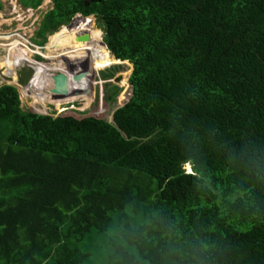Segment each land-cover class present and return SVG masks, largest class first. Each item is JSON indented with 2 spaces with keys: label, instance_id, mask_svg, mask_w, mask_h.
<instances>
[{
  "label": "trees",
  "instance_id": "obj_1",
  "mask_svg": "<svg viewBox=\"0 0 264 264\" xmlns=\"http://www.w3.org/2000/svg\"><path fill=\"white\" fill-rule=\"evenodd\" d=\"M86 1L52 0L35 44L94 16L131 97L54 118L0 88V264H264V0ZM94 17L50 41L84 78Z\"/></svg>",
  "mask_w": 264,
  "mask_h": 264
},
{
  "label": "rangeland",
  "instance_id": "obj_2",
  "mask_svg": "<svg viewBox=\"0 0 264 264\" xmlns=\"http://www.w3.org/2000/svg\"><path fill=\"white\" fill-rule=\"evenodd\" d=\"M42 1L44 2V0H10L8 3L4 4V11L0 13V33H2V35L4 36L11 35L18 29L23 28V31H21L20 34L29 39L33 46L36 47L30 50L26 47L27 44H25V42L20 40H15V42L14 39L8 41L6 40L5 42L0 43V45H8L7 43L11 42L16 43L18 46L17 49L14 50L17 51V53L12 55V48L5 47L0 49V88L3 85L16 87L20 92L23 107L26 109L29 108L40 115L51 116L54 118L73 115L76 117H80L79 119H81V117L94 115L111 121L114 112L123 107L131 97V88L129 81L134 67L132 64L129 65L130 63L126 64V62L115 66H113L114 64L112 65V63H107L112 58L110 56L108 47L106 48L103 45L106 39V32L103 26L98 23L97 18H95L93 29L94 32L97 33L99 37H101V40L97 43H94V45H91V49L94 50V56L93 58H89L88 62L90 65H92V60L97 59L98 66L96 67H98V69H93L91 66L86 67L82 64L87 74L86 78L82 77L81 71L79 69V65H81V62H79V59L74 56L75 61H73V59H67L66 61L68 62L62 65L64 72H60L59 74L53 73L54 76L52 75V73H48L43 76L46 79V84L53 85L56 78L62 75L66 77L71 76L69 77V79L71 80L70 95L63 97L55 94L54 91L51 90L49 91V94L52 93L51 101L46 103L48 101L47 97L45 102H43L46 103L45 106H40L43 103H37L32 93L23 94L20 87H18L12 81V78H10V68H7L5 63H16L17 60H15L14 55H17L21 59H23L24 63L28 62V64H40L43 65V67H45L46 69L55 67L54 64H57V62H59V60L55 59L53 61H49V59L46 58V56H48V53L50 52V48L48 47V44L50 43L49 41H51L52 37L55 34L49 37L48 44L43 47L42 50L36 49L39 47L35 44L36 42L33 32L35 30H39L44 16L53 9V5L51 3L48 6H42V9L37 11L35 8L39 3L43 4ZM16 2H18V6L20 8L22 6L23 8L30 7L31 9L36 10L32 12L34 15L28 14L24 11H21L20 9L15 10L14 4H16ZM53 42L59 45L63 43L60 37L53 38ZM59 50L61 49L58 48V51ZM51 55L52 54H50V56ZM17 68H19L17 72L19 75L20 84L28 88L29 84L35 77V71L28 67L18 66ZM74 72L76 75L75 77L72 76ZM104 74H106L108 78H105ZM110 86H118L121 89V92L117 98V103H114L112 105H108L105 101L108 98L107 91ZM46 88L48 87H40V89L38 88L37 91H42ZM83 91L91 92L92 97L89 106L86 102V99L82 98ZM186 170L191 174V166H186Z\"/></svg>",
  "mask_w": 264,
  "mask_h": 264
},
{
  "label": "bare ground",
  "instance_id": "obj_3",
  "mask_svg": "<svg viewBox=\"0 0 264 264\" xmlns=\"http://www.w3.org/2000/svg\"><path fill=\"white\" fill-rule=\"evenodd\" d=\"M50 3H51L50 0H46L45 1V6H48ZM64 29L66 30V28H63L62 30H64ZM62 30L60 32H62ZM59 33H57V34H59ZM57 34H55L54 36H56ZM2 40L3 41H6V40L8 41V40H11V39L3 38ZM21 41L25 42L24 40H21ZM25 44H26V42H25ZM17 47H18L17 44L14 43L13 49L16 50ZM48 47L50 48V52L48 53V56H46V58H48L49 61H53L54 59L55 60H59V62H57V64H54L55 67H52L50 69H46L45 67H43V65H40V64H34V63L28 64V62L27 63H24V60L21 59L17 55H14L15 60H17L16 63H5L6 66H7V68H10V78H12V81L18 87H20V89H21V91H22L23 94L32 93L34 95V99H35V101L37 103H43V102H45V100L48 97L49 91L54 90V88H55V85H53V84H46V82H45L46 79L43 76L45 74H48V73L49 74L52 73V75H53V73L54 74H56V73L59 74L60 72H64V70L62 68V65L64 63H67L68 62L66 60L67 59L68 60H70V59L72 60L73 59V61H75V57L74 56H69V55H67L65 53H62V52L57 51V50H54V48H52L50 46V43L48 44ZM1 48H5V46H2ZM50 54H52V55L50 56ZM18 66H20V67H28V68H31V69H33L35 71V77H34L33 81L29 84V87L28 88L22 86L20 84V82H19L18 72H17L18 69H19V68H17ZM72 76L73 77L76 76L75 75V72L73 73ZM69 77H71V76H69ZM45 86L48 87V88H46L45 90H42V91H37L38 88L40 89V87H45Z\"/></svg>",
  "mask_w": 264,
  "mask_h": 264
},
{
  "label": "water",
  "instance_id": "obj_4",
  "mask_svg": "<svg viewBox=\"0 0 264 264\" xmlns=\"http://www.w3.org/2000/svg\"><path fill=\"white\" fill-rule=\"evenodd\" d=\"M93 2H94V0H87L86 1V5L89 6L90 3H93ZM88 18H90V17H84V16H81V15H78L76 17V19H82L84 21H87ZM72 27H73V23H71L67 28H72ZM78 41L82 42V43H90L91 42V38H90L89 35H85V36H81L78 39ZM103 45L107 48V45L105 43H103ZM18 79H19V75H18ZM54 85H55V88H54L53 91H54L55 94L63 96V97H66V96L70 95V93H71V91H70L71 85H70L69 80L66 78V76L62 75V76L56 78V80L54 82Z\"/></svg>",
  "mask_w": 264,
  "mask_h": 264
},
{
  "label": "built area",
  "instance_id": "obj_5",
  "mask_svg": "<svg viewBox=\"0 0 264 264\" xmlns=\"http://www.w3.org/2000/svg\"><path fill=\"white\" fill-rule=\"evenodd\" d=\"M15 10L17 9V8H14ZM21 11H24V12H26V13H28V14H33L32 12H33V10H31V9H20ZM34 15V14H33ZM21 31H23V28H21V29H18L17 31H15V33H13V34H11V35H6V36H4V35H2V33H0V43H2V42H5V41H3L2 39L3 38H9V39H14V40H24L25 42H26V47L28 48V49H30V50H32V48H34V47H36V46H33V44L31 43V41L29 40V39H27L26 37H24V36H22L21 34H20V32ZM16 42V41H15ZM8 45H0V49H1V47L2 46H5V47H10V48H12L11 49V55L12 54H16L17 53V51H14V49H13V47H14V43H11V42H8L7 43ZM36 49H39V50H42V48H36ZM9 56H10V54H9Z\"/></svg>",
  "mask_w": 264,
  "mask_h": 264
},
{
  "label": "crops",
  "instance_id": "obj_6",
  "mask_svg": "<svg viewBox=\"0 0 264 264\" xmlns=\"http://www.w3.org/2000/svg\"><path fill=\"white\" fill-rule=\"evenodd\" d=\"M2 3H3V5L4 4H6V3H8L10 0H0ZM45 1L46 0H44V2H43V4L37 9V11H39V10H41L42 9V6H45ZM50 2L52 3V0H50ZM50 3V4H51ZM12 4H14V3H12ZM5 8V7H4ZM14 8H17V9H28V8H23L22 6H21V8L18 6V2H16V4H14ZM29 9H31V8H29ZM31 10H33V9H31ZM4 11V10H3ZM2 11V12H3ZM33 11H36V10H33ZM2 12H0V13H2ZM38 22H39V20H38ZM36 31V30H35ZM33 32L34 33V36L36 37V32Z\"/></svg>",
  "mask_w": 264,
  "mask_h": 264
},
{
  "label": "flooded vegetation",
  "instance_id": "obj_7",
  "mask_svg": "<svg viewBox=\"0 0 264 264\" xmlns=\"http://www.w3.org/2000/svg\"><path fill=\"white\" fill-rule=\"evenodd\" d=\"M82 16V15H81ZM76 17L73 19L71 23H73V26H75L79 21H82V19H76Z\"/></svg>",
  "mask_w": 264,
  "mask_h": 264
},
{
  "label": "clouds",
  "instance_id": "obj_8",
  "mask_svg": "<svg viewBox=\"0 0 264 264\" xmlns=\"http://www.w3.org/2000/svg\"><path fill=\"white\" fill-rule=\"evenodd\" d=\"M92 17V16H91ZM94 17V16H93ZM64 28V27H63ZM192 173V172H191Z\"/></svg>",
  "mask_w": 264,
  "mask_h": 264
}]
</instances>
